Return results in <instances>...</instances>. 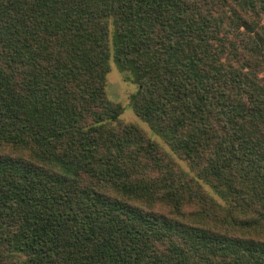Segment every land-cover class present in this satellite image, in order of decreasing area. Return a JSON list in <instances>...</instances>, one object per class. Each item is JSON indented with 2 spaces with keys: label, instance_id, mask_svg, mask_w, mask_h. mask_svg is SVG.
Masks as SVG:
<instances>
[{
  "label": "trees",
  "instance_id": "1",
  "mask_svg": "<svg viewBox=\"0 0 264 264\" xmlns=\"http://www.w3.org/2000/svg\"><path fill=\"white\" fill-rule=\"evenodd\" d=\"M0 264H264V0H0Z\"/></svg>",
  "mask_w": 264,
  "mask_h": 264
},
{
  "label": "rangeland",
  "instance_id": "2",
  "mask_svg": "<svg viewBox=\"0 0 264 264\" xmlns=\"http://www.w3.org/2000/svg\"><path fill=\"white\" fill-rule=\"evenodd\" d=\"M139 84L135 82L128 72H123L118 69L115 63H112V70L107 76V95L108 97L124 107L121 119L125 123H136L140 125L144 131L155 141H157L166 151L171 152L168 144L157 135L148 123L143 121L133 109L131 104V95L138 90ZM172 153V152H171ZM187 169V166L181 162ZM205 188L216 198H218L212 189L208 186Z\"/></svg>",
  "mask_w": 264,
  "mask_h": 264
}]
</instances>
